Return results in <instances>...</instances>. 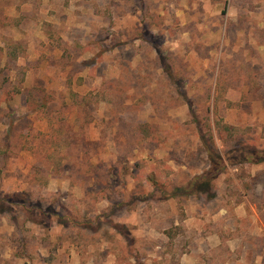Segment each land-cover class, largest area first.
Instances as JSON below:
<instances>
[{
  "label": "rangeland",
  "instance_id": "1",
  "mask_svg": "<svg viewBox=\"0 0 264 264\" xmlns=\"http://www.w3.org/2000/svg\"><path fill=\"white\" fill-rule=\"evenodd\" d=\"M253 149L264 0H0V264H264Z\"/></svg>",
  "mask_w": 264,
  "mask_h": 264
},
{
  "label": "trees",
  "instance_id": "2",
  "mask_svg": "<svg viewBox=\"0 0 264 264\" xmlns=\"http://www.w3.org/2000/svg\"><path fill=\"white\" fill-rule=\"evenodd\" d=\"M18 91H20V90L18 89ZM28 93L29 92H27V94ZM224 129H228V128H226V126H225ZM241 149H244V148H241ZM254 152H256L255 149H253L251 154L245 155L243 159L250 161V162H253V163L264 162V149L259 152L262 154H257ZM220 171L221 170L219 169L218 163H217V164L213 165V167L211 169H208L207 171H205L201 175L195 176L191 181L188 182V187L192 188L193 191H195V192L204 191L205 189L208 190V189H210V186H209L210 185V179L213 177H216L218 175V173H220Z\"/></svg>",
  "mask_w": 264,
  "mask_h": 264
}]
</instances>
